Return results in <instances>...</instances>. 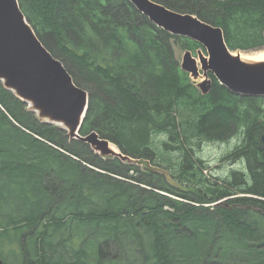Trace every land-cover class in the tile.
<instances>
[{"label": "trees", "instance_id": "16d2710c", "mask_svg": "<svg viewBox=\"0 0 264 264\" xmlns=\"http://www.w3.org/2000/svg\"><path fill=\"white\" fill-rule=\"evenodd\" d=\"M18 1L42 44L75 84L97 90L87 91L89 109L81 135L96 132L132 161L102 157L88 144L69 142L66 132L37 119L0 82L4 264H119L127 253L121 224L147 226L154 233L150 249L155 264L185 263L173 251L181 236H187L193 264H216L220 245L215 244V231L222 228L220 240L232 238L243 252L242 261L223 264H264V97L235 94L213 74L212 89L203 95L175 60L168 42L172 35L129 0ZM152 1L220 27L231 51L264 48V0ZM173 37L194 53L204 49L191 39ZM158 137H166L160 146L154 141ZM231 138L238 139L237 145L223 160H237L246 171L238 169L228 179L209 184L203 162L195 160L196 146ZM172 148L183 154L180 173L193 184L196 197L172 191L151 172L139 186L132 184L138 172L135 162L168 166ZM54 175L60 183L49 180ZM35 185L44 186L37 189L46 196L41 202L34 197ZM141 185L151 195H137ZM169 194L180 200L169 199ZM23 198L26 204L21 205L18 200ZM102 201L107 206L103 210ZM69 219L77 225H69ZM102 225H112L116 232H87V227ZM113 242L117 248L111 253ZM140 263L151 262L145 258Z\"/></svg>", "mask_w": 264, "mask_h": 264}, {"label": "water", "instance_id": "95a60500", "mask_svg": "<svg viewBox=\"0 0 264 264\" xmlns=\"http://www.w3.org/2000/svg\"><path fill=\"white\" fill-rule=\"evenodd\" d=\"M129 2L158 28L173 36L191 39L205 49L207 55L200 49L197 57L187 50L181 64V69L193 81L200 80L196 86L203 95L212 89L210 74H213L220 85L235 94L264 97V60L248 61L241 58L240 52L233 53L220 27L152 0ZM0 82L37 119L59 126L71 140L88 144L102 157L132 161L96 132L81 135L89 109V93L75 84L62 62L45 48L18 0H0ZM0 264H4L1 258Z\"/></svg>", "mask_w": 264, "mask_h": 264}, {"label": "rangeland", "instance_id": "374dc122", "mask_svg": "<svg viewBox=\"0 0 264 264\" xmlns=\"http://www.w3.org/2000/svg\"><path fill=\"white\" fill-rule=\"evenodd\" d=\"M168 42H169V48L171 52L173 53L175 60L178 62V64L181 67L184 54L188 49L183 47L181 41L173 37V35L168 37ZM201 50L203 51L205 55H207L205 49H201ZM232 52L235 54L237 52H240L241 55L249 59V61L250 60L252 61H260V60L263 61L264 60V59H260V57L264 55V48L257 50V51H232ZM193 54L194 56L197 57V51L195 53L193 52ZM76 80L80 82L82 86H86L84 80H82L78 75L76 76ZM198 82H200V80L197 81L196 84ZM86 87L87 88H85L84 90L88 91L90 94L97 92L96 88L93 85H87ZM165 139L166 137H158L154 141L156 142L157 146H160L162 144V141ZM71 141H76V140H71L69 138V142ZM237 142H238L237 138H231L224 142L216 141V140L204 141L203 143H201L200 147L196 146L195 160L196 161L201 160L203 162V166H202L203 176L208 179L209 184H215L217 182L220 183L222 180L228 179L231 173L233 171H237L238 169L246 171V167L237 160L236 161H234V159L223 160V158L235 148V146L237 145ZM112 148H114L118 152H121V150L113 143H112ZM97 154L100 155L99 153ZM182 155L183 154L180 153L178 150L172 148L171 151H169V154H167V157H169V164H168L169 167L167 165H164V166L159 165L152 161L150 162L141 161L138 163L135 162L134 164L137 166L138 172L135 174L132 173L133 174L132 184L133 185L136 184L137 186H139L140 180L145 179L144 174L151 172L161 177L165 181V183L169 185V189H171L172 191H177L178 193H181V194H183L184 192H187V193H191L192 197L193 196L196 197L197 190H193L191 188L193 184L186 181V178L183 177V174L180 173ZM83 164L86 166H90L86 162H83ZM198 166H199V163H198ZM199 176H200V173H199ZM53 177L57 178L54 175V176H50L49 180L52 179V181L57 182L58 179H54ZM58 183L60 182L58 181ZM141 186L142 188L140 191H137L138 192L136 193L137 195H140V197L144 195H151L148 191L149 187L147 185H141ZM43 187L44 186L42 185H35L34 187L35 196L34 195L33 196L37 199L36 202L38 200L39 202H41V200L42 199L44 200L46 197V196L41 195L43 191L37 190L38 188H43ZM18 194H24L23 190H20ZM164 195H167V194H164ZM169 199L180 200L179 197L173 196L171 194H169ZM18 202L21 205H24V203L26 204L24 198H23V201L18 200ZM195 206H198V205H195ZM101 207H102V210L106 209L105 208L107 207L106 202L101 204ZM166 210H171V212H173V209H171L170 207L169 209L168 207H166ZM26 214H27V211L24 213V217L26 216ZM166 221L169 224L170 220L169 221L166 220ZM179 221L182 222V220H179ZM79 222H78V226H81ZM68 223L69 225L74 227L72 224L77 225V220L73 219L71 221V219H69ZM113 226L115 228L117 224L114 223ZM137 227L130 228V225H123V224L120 225L121 231L119 235H120V238L123 237L121 244L124 245L127 253H125L126 256L124 255L123 258H121V260L119 261V264H141L140 262L141 261L144 262L145 258L149 259V261L151 262L148 264H155V261L153 260L154 255L150 249L152 248V246L150 245V239L153 238L154 233L150 231V229L147 226H139L138 228ZM87 229L90 230L87 232H92V231L96 232L95 234H93V236H98V235L102 236L104 235V233L106 234L111 233L113 235V233L116 232L115 229H113L112 225H109L108 229H105L103 225L99 226V228L97 229L95 228L93 229V227H87ZM181 230H183V228ZM187 232L190 233V230H188ZM184 233L185 232H182L179 234L183 235ZM224 234H225V230L223 228L215 231V235L217 237V241L215 242V244L220 245L219 252L215 258L220 261H218L216 264H223L225 261L230 262V263L234 261L236 262L242 261L241 258L243 257L242 256L243 252L240 251L241 246L239 245V242H233L232 238L231 240L228 238L225 241L226 243L222 242V240L220 239H222L221 236H223ZM125 236L127 237L125 238ZM186 238L187 236L186 237L181 236L180 238H178V240L175 242L176 244L173 248V251L175 252L177 256L181 258L182 262H185L184 264H193L192 263L193 257L192 258L190 257L192 254L189 255L188 239ZM201 241H204V239H202ZM111 245H112V249L110 251L112 253V250L113 252H115L117 247L114 242ZM132 248L135 253L129 256V252ZM19 260L21 261V259Z\"/></svg>", "mask_w": 264, "mask_h": 264}, {"label": "bare ground", "instance_id": "6f19581e", "mask_svg": "<svg viewBox=\"0 0 264 264\" xmlns=\"http://www.w3.org/2000/svg\"><path fill=\"white\" fill-rule=\"evenodd\" d=\"M241 58H242V59H244V60H248V61H249V59H247V58L243 57V55H241ZM260 59H264V55H263V56H261V57H260ZM250 61H252V60H250ZM260 61H261V60H260Z\"/></svg>", "mask_w": 264, "mask_h": 264}, {"label": "flooded vegetation", "instance_id": "af4514ba", "mask_svg": "<svg viewBox=\"0 0 264 264\" xmlns=\"http://www.w3.org/2000/svg\"><path fill=\"white\" fill-rule=\"evenodd\" d=\"M25 104V103H24ZM59 127V126H58ZM60 128V127H59ZM60 130H62V131H65V130H63V129H61L60 128ZM66 132V131H65ZM66 136H67V138L69 139V137H68V135H67V132H66ZM75 140V139H74ZM72 142V141H71ZM91 148V147H90ZM91 150L93 151V149L91 148Z\"/></svg>", "mask_w": 264, "mask_h": 264}]
</instances>
